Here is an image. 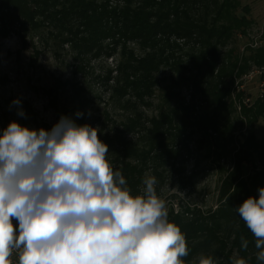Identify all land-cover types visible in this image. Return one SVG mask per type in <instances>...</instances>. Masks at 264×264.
<instances>
[{"label":"trees","instance_id":"16d2710c","mask_svg":"<svg viewBox=\"0 0 264 264\" xmlns=\"http://www.w3.org/2000/svg\"><path fill=\"white\" fill-rule=\"evenodd\" d=\"M238 6V0H0V37L16 33L25 46L28 34L47 31L55 45L68 46L79 60L116 58L114 67L97 77L111 105L99 114L90 112L87 88L75 79L57 78L44 91L58 120L66 115L97 128L110 165L122 173L132 195L143 194L146 176L156 178V191L167 181L186 189L197 182L203 160L234 159L216 209L168 210V219L185 236L183 264H198L202 255L213 264L238 259L259 264L255 238L235 209L250 196L258 198L264 187V138L255 132V124L264 121V94L247 106L240 100L243 93L232 98V91L251 63L264 67V48L223 51L250 24ZM65 87L72 105L60 104ZM184 90L190 92L187 98ZM235 103L241 105L239 116ZM245 163L253 166L247 176Z\"/></svg>","mask_w":264,"mask_h":264},{"label":"clouds","instance_id":"9594fccd","mask_svg":"<svg viewBox=\"0 0 264 264\" xmlns=\"http://www.w3.org/2000/svg\"><path fill=\"white\" fill-rule=\"evenodd\" d=\"M12 104L25 115L19 99ZM108 152L97 128L66 115L51 129H29L17 121L3 129L0 264H10L14 252L19 264H183L185 236L168 219L156 178L146 176L143 194L132 195ZM258 193L235 211L264 264V187ZM241 242L247 249L248 241ZM198 264L213 260L202 255Z\"/></svg>","mask_w":264,"mask_h":264},{"label":"rangeland","instance_id":"374dc122","mask_svg":"<svg viewBox=\"0 0 264 264\" xmlns=\"http://www.w3.org/2000/svg\"><path fill=\"white\" fill-rule=\"evenodd\" d=\"M238 2L237 13L242 15L246 12L250 24L246 33L238 32L231 44H228L223 51L235 48L237 52L244 54L247 48H264L261 47L264 41V0H238ZM256 39L260 47L252 46ZM115 63L114 57H87V59L79 60L68 46L55 45L48 37L47 31L42 32L41 36L37 33L28 34L25 46H22L20 37L16 33L5 38L0 37V134L11 121H17L29 129H51L59 120L44 88L54 86L57 78L75 79L87 88L90 112L99 114L104 109L110 108L109 93L105 91V87L101 85L97 77L104 76ZM263 72L264 67L251 63L249 70L236 78L232 98L235 94L237 97L239 93H243L240 100L247 106H251L259 97H263L264 80L261 79ZM189 93L184 90L183 96L187 98ZM160 94L161 89H157L156 104L159 102ZM15 99L20 100L19 107L23 109L24 116L17 114L18 108L12 104ZM72 103L73 97L69 87L60 88V104L72 105ZM28 104L33 112L27 108ZM235 105L234 114L239 116L241 105L237 103ZM153 111L154 108H151L148 114ZM108 128H112V125L109 124ZM246 128H248L247 125L243 131ZM255 132L259 139L264 138L263 120L255 124ZM189 164L191 169L194 159ZM218 164L226 170L221 171ZM234 168L235 162L230 156L216 164H213L211 159L203 160L199 166V178L194 186L180 189L167 181L159 191H156L157 196L164 200L167 211L171 208L179 211L185 205L200 208L205 212L214 210L219 204L221 181L227 175L226 171L230 172ZM245 168L244 175L247 176L253 168L252 163H245Z\"/></svg>","mask_w":264,"mask_h":264},{"label":"built area","instance_id":"2783aa9c","mask_svg":"<svg viewBox=\"0 0 264 264\" xmlns=\"http://www.w3.org/2000/svg\"><path fill=\"white\" fill-rule=\"evenodd\" d=\"M254 45V47H260V44L258 43V40H254V43L252 44V46ZM264 47V41L262 42L261 44V47ZM13 225L15 227L18 228V221H16L15 219H13ZM10 259V264H19V261H18V254L16 252L13 253V255L9 258Z\"/></svg>","mask_w":264,"mask_h":264}]
</instances>
